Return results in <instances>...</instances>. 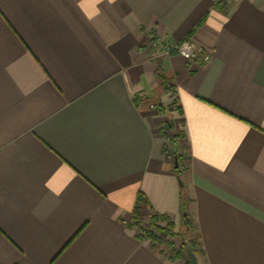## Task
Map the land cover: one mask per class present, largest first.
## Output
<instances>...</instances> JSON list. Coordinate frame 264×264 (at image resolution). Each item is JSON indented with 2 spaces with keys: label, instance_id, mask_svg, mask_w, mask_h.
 Here are the masks:
<instances>
[{
  "label": "crops",
  "instance_id": "obj_1",
  "mask_svg": "<svg viewBox=\"0 0 264 264\" xmlns=\"http://www.w3.org/2000/svg\"><path fill=\"white\" fill-rule=\"evenodd\" d=\"M134 211L264 264V0H0V264H187Z\"/></svg>",
  "mask_w": 264,
  "mask_h": 264
},
{
  "label": "trees",
  "instance_id": "obj_2",
  "mask_svg": "<svg viewBox=\"0 0 264 264\" xmlns=\"http://www.w3.org/2000/svg\"><path fill=\"white\" fill-rule=\"evenodd\" d=\"M166 111L168 114H170V108L166 106ZM165 128L173 131V143H177V140L179 137L182 136L181 131L178 133H174V125L172 122V118L169 116V120L165 123ZM175 159L178 162L181 159V156L178 153H175ZM137 202H144L146 203V199L143 196L142 193L137 194ZM133 218L136 220H142L146 222V226L149 228H152L154 230H162L165 235L167 236L166 239V245L168 247H171L175 240L178 241V249L176 252H178L177 255L182 254L186 258L187 264H189L188 259L184 252V246L183 242L185 241L186 244L189 245L191 250L195 253L198 262H200V258H203V251L199 245L198 242V235L195 234L196 230L195 227L190 219V217L186 213H182L181 220L179 223V228L177 230H174L173 223L169 221L164 215H159L157 213H151L149 216H147L146 219H141L139 215L136 213V211L133 212ZM166 221L164 225H160L157 222H163ZM150 234V233H149ZM151 236V235H150ZM204 263V262H203Z\"/></svg>",
  "mask_w": 264,
  "mask_h": 264
},
{
  "label": "built area",
  "instance_id": "obj_3",
  "mask_svg": "<svg viewBox=\"0 0 264 264\" xmlns=\"http://www.w3.org/2000/svg\"><path fill=\"white\" fill-rule=\"evenodd\" d=\"M145 48L149 51L155 52L156 54L158 53L161 56H168L171 51L175 50L180 56L187 60L202 52L201 47L190 39H182L177 43H170L152 29H148L146 31ZM166 146L167 145L165 144V147ZM124 222H127L132 227L138 229L140 236L147 238L151 243L158 245H162L164 243V239L161 234L154 231L152 228L145 226L141 221L131 218Z\"/></svg>",
  "mask_w": 264,
  "mask_h": 264
},
{
  "label": "rangeland",
  "instance_id": "obj_4",
  "mask_svg": "<svg viewBox=\"0 0 264 264\" xmlns=\"http://www.w3.org/2000/svg\"><path fill=\"white\" fill-rule=\"evenodd\" d=\"M168 130V133H167V135H168V137H169V144L171 145V144H173V131L172 130H169V129H167ZM174 133H175V131H174ZM166 144H168L167 142H166ZM181 153H183V150H181L180 151V154ZM158 224H160V225H164L162 222H157ZM143 224L146 226V222H144L143 221ZM154 230V229H153ZM154 231H156V232H158L159 234H161L162 236H163V239H164V243H163V246H165L172 254H171V256H181L182 254H180V255H177L178 254V252H176L177 251V249H178V241L177 240H175V242L173 243V245L171 246V247H168L165 243V241H166V239H167V236L165 235V233L162 231V230H159V229H157V230H154ZM195 234H196V232H195ZM197 235V234H196ZM169 256H170V254H168ZM183 256V255H182ZM200 260V262H201V264H204L203 263V261H202V258H200L199 259Z\"/></svg>",
  "mask_w": 264,
  "mask_h": 264
},
{
  "label": "water",
  "instance_id": "obj_5",
  "mask_svg": "<svg viewBox=\"0 0 264 264\" xmlns=\"http://www.w3.org/2000/svg\"><path fill=\"white\" fill-rule=\"evenodd\" d=\"M183 246H184V252L188 259L189 264H200L197 260L195 253L191 250L189 245L185 243V241L183 242Z\"/></svg>",
  "mask_w": 264,
  "mask_h": 264
}]
</instances>
